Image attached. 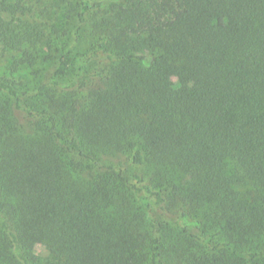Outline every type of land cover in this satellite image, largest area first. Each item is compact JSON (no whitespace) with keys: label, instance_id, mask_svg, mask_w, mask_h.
I'll use <instances>...</instances> for the list:
<instances>
[{"label":"trees","instance_id":"obj_1","mask_svg":"<svg viewBox=\"0 0 264 264\" xmlns=\"http://www.w3.org/2000/svg\"><path fill=\"white\" fill-rule=\"evenodd\" d=\"M0 52V264H264V0H0Z\"/></svg>","mask_w":264,"mask_h":264},{"label":"rangeland","instance_id":"obj_2","mask_svg":"<svg viewBox=\"0 0 264 264\" xmlns=\"http://www.w3.org/2000/svg\"><path fill=\"white\" fill-rule=\"evenodd\" d=\"M88 38V37H87ZM9 56L0 52V74L4 72Z\"/></svg>","mask_w":264,"mask_h":264}]
</instances>
